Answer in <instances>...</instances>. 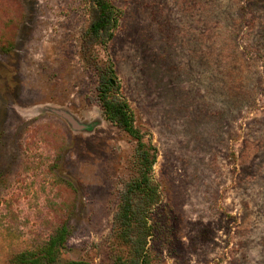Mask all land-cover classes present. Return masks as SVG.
<instances>
[{
	"label": "rangeland",
	"instance_id": "374dc122",
	"mask_svg": "<svg viewBox=\"0 0 264 264\" xmlns=\"http://www.w3.org/2000/svg\"><path fill=\"white\" fill-rule=\"evenodd\" d=\"M111 60L160 200L152 264H264V0H113ZM90 0H0V264L62 224L59 264H116L135 141L80 56Z\"/></svg>",
	"mask_w": 264,
	"mask_h": 264
},
{
	"label": "trees",
	"instance_id": "16d2710c",
	"mask_svg": "<svg viewBox=\"0 0 264 264\" xmlns=\"http://www.w3.org/2000/svg\"><path fill=\"white\" fill-rule=\"evenodd\" d=\"M91 20L81 33L80 56L97 76V98L106 119L123 129L134 141L133 175L125 188L114 214L112 234L119 247L114 255L116 264H152L147 252L152 234L149 223L160 191L153 176L157 159L156 148L145 140V132L136 124L135 112L123 93L114 63L101 61L97 46H105L115 35L121 10L113 0H90ZM69 237L67 224L59 226L40 247L22 251L14 264H59ZM70 264H79L71 261Z\"/></svg>",
	"mask_w": 264,
	"mask_h": 264
}]
</instances>
